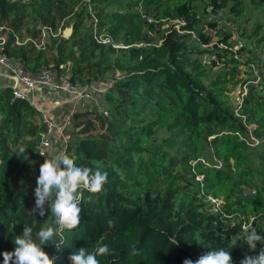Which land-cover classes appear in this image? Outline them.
I'll return each mask as SVG.
<instances>
[{
    "label": "trees",
    "instance_id": "obj_1",
    "mask_svg": "<svg viewBox=\"0 0 264 264\" xmlns=\"http://www.w3.org/2000/svg\"><path fill=\"white\" fill-rule=\"evenodd\" d=\"M250 3L264 0H0V23L13 30L6 50L27 68L49 62L32 42L11 45L32 19L38 40L43 26L51 29L45 46L54 66L71 60L73 81L112 73L103 93L109 114L96 115L101 132L88 133L97 124L89 118L79 123L64 153L106 172L107 182L98 194L83 192L79 227L55 237L60 251L42 245L53 264H71L73 251L98 243L111 250L100 264H183L221 248L240 264L264 249L241 239V226L264 237V78L245 79L246 92L233 95L240 49L228 42L231 31L209 45L217 22L200 13L224 11L236 23ZM63 17L67 37L58 30ZM252 29L264 62V14ZM36 116L10 88L0 90V264L24 224L33 239L52 226L50 209L29 212L45 160L34 153L44 130ZM20 146L27 160L14 153Z\"/></svg>",
    "mask_w": 264,
    "mask_h": 264
},
{
    "label": "clouds",
    "instance_id": "obj_2",
    "mask_svg": "<svg viewBox=\"0 0 264 264\" xmlns=\"http://www.w3.org/2000/svg\"><path fill=\"white\" fill-rule=\"evenodd\" d=\"M26 150V147L20 146L14 153L27 160ZM106 182V172L77 166L73 159L63 152L45 156L36 178L35 204L29 212L33 216L37 213L44 216L46 208L50 209L52 226L41 228L36 233V239H33V228L24 224L22 234L16 235L13 239L14 250L3 253V264H53V258L44 251L42 245L54 244L57 251H60L63 247L62 243L55 237L63 238L65 231L70 232L79 227L83 192L98 194L103 190ZM241 233V239L252 250L256 249L257 242H264V237L259 235L255 228L241 226ZM172 243L178 245L179 241ZM109 254H111L109 246L98 243L94 250H89L86 246L76 249L68 259L71 264H100L98 257ZM183 264H233V259L229 250L221 248L207 252L195 262L185 259ZM240 264H264V249H261L256 256H246Z\"/></svg>",
    "mask_w": 264,
    "mask_h": 264
},
{
    "label": "built area",
    "instance_id": "obj_3",
    "mask_svg": "<svg viewBox=\"0 0 264 264\" xmlns=\"http://www.w3.org/2000/svg\"><path fill=\"white\" fill-rule=\"evenodd\" d=\"M1 26L0 29L4 31L0 33V90L10 88L13 98L25 99L36 111L38 120L44 124L35 154L65 153L73 139V131L79 130V124H76L78 113L93 111L88 116L93 122L97 121V114H109L101 101L104 90L99 91L92 85L73 81L70 69L62 63L53 67L43 65L36 69L27 68L20 57L9 55L6 50L12 27ZM45 30L44 35L51 29L47 27ZM21 43L23 41L15 35L11 45Z\"/></svg>",
    "mask_w": 264,
    "mask_h": 264
},
{
    "label": "rangeland",
    "instance_id": "obj_4",
    "mask_svg": "<svg viewBox=\"0 0 264 264\" xmlns=\"http://www.w3.org/2000/svg\"><path fill=\"white\" fill-rule=\"evenodd\" d=\"M248 7H249L248 13L246 12L247 14H244V16L239 20V22H236V23L233 22L232 20H229L227 17L228 13L224 11H221L218 14H215L214 12L210 11V9H208L206 13H203L202 10L200 12L203 16L217 22L216 28L209 30V32L212 35V41L209 45H212L215 42H219V40L223 38L224 32L231 31L232 35L227 40L236 49L238 48L240 49V54L242 55L241 58L245 63L238 65L239 72L235 76V79H234L236 81L235 87H234L235 89L233 90L234 96H238L240 94L241 89L243 90V94L246 92V87H245L246 84L243 83L245 79L254 78L255 80H253L252 83L255 84L259 78L261 79L264 78V62L262 61V57H263L262 46L256 42L257 33H254L252 29V23L254 21H258V18H260V16L264 14V5H255L253 3H250ZM1 24L7 26L6 21H3V23H0V28L3 27L1 26ZM39 26L40 25L37 24L34 20L27 19V23L23 25L21 29L22 36H23L22 41L23 43L27 41V44H31L32 42L33 44H35L36 47L43 49V54L49 61L48 64L44 63L43 65L53 67L54 61L51 58L54 56L53 55L54 50L47 48L45 46V41L48 39V37L47 35L43 34V32L46 31L45 29H47V27L43 26L41 28L42 36L40 37V40H38L37 33H38ZM58 26H59L58 30H60L63 34L64 29L71 26L70 18L63 17V19L59 21ZM3 31H4L3 29L2 30L0 29V33H3ZM219 44L221 45L222 43L219 42ZM203 58L205 62V61H209L210 57H208V55H203ZM211 58H215V55H212ZM62 64L68 67V69H70L71 60L67 61L66 63H62ZM216 68L217 67L215 66L213 70H215ZM117 74H119V71H117ZM104 75H105L104 79L102 78L103 75H101V77L97 79H93L91 83H87V84L94 86L99 91L104 90L103 93H105L106 88L112 84L113 79H112L111 72H108ZM250 82L251 81H248L247 83H250ZM229 86H231V84H229ZM101 101L103 104L106 105V103L103 102V97L101 98ZM91 113H93V111H90V112L84 111L83 113H78L77 114L78 119H77L76 124L78 125L81 122L87 123L88 116L91 115ZM108 113H109V110H108ZM95 122L97 123L95 127L94 125L93 126L90 125L91 126L90 128L93 130L89 131L88 132L89 134L94 135V134H97V132H101L102 129H100L101 126L99 124V120L97 119V121ZM75 133L76 131H73V139L74 138L76 139L77 137ZM49 154L50 153L48 154L46 153L45 156H48ZM41 156H42L41 157L42 160L45 159V156L43 155ZM33 171L34 172L36 171V166H33Z\"/></svg>",
    "mask_w": 264,
    "mask_h": 264
},
{
    "label": "water",
    "instance_id": "obj_5",
    "mask_svg": "<svg viewBox=\"0 0 264 264\" xmlns=\"http://www.w3.org/2000/svg\"><path fill=\"white\" fill-rule=\"evenodd\" d=\"M71 31H72V26H70V27L64 29L63 35H64L65 37H67V36L71 33Z\"/></svg>",
    "mask_w": 264,
    "mask_h": 264
}]
</instances>
